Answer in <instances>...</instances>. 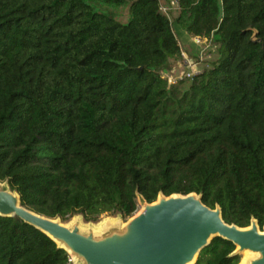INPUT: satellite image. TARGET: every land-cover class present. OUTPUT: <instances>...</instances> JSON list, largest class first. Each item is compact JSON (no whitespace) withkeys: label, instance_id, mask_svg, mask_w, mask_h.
Instances as JSON below:
<instances>
[{"label":"trees","instance_id":"trees-1","mask_svg":"<svg viewBox=\"0 0 264 264\" xmlns=\"http://www.w3.org/2000/svg\"><path fill=\"white\" fill-rule=\"evenodd\" d=\"M176 2L169 20L158 0H0V182L22 206L126 220L138 197L195 194L225 223L263 230L264 0ZM124 5V23L100 8ZM195 37L217 58L169 83L166 65ZM67 258L0 215V264ZM238 263L219 237L194 262Z\"/></svg>","mask_w":264,"mask_h":264},{"label":"water","instance_id":"water-1","mask_svg":"<svg viewBox=\"0 0 264 264\" xmlns=\"http://www.w3.org/2000/svg\"><path fill=\"white\" fill-rule=\"evenodd\" d=\"M251 40L258 41L255 35ZM0 215L17 217L40 230L83 264H191L213 237L231 242L237 253H256L248 264H264V228L260 231L255 221L247 228L227 224L219 208L207 207L195 194L145 203L120 230L100 236L30 211L1 185Z\"/></svg>","mask_w":264,"mask_h":264},{"label":"rangeland","instance_id":"rangeland-1","mask_svg":"<svg viewBox=\"0 0 264 264\" xmlns=\"http://www.w3.org/2000/svg\"><path fill=\"white\" fill-rule=\"evenodd\" d=\"M158 1L161 12L167 15L169 20H172L174 17L177 16L178 5L176 0H158ZM100 8L105 9L111 16H113L120 23H124L127 20L128 7L126 5L121 6L119 8H107V9L104 7H100ZM187 44L189 45L185 47L181 45L183 47L182 49L183 58L179 62H177V67H179L178 70L177 71L172 70L171 67H173L174 63L172 64L169 63L168 65H166L165 68L169 70L167 72L168 75L178 76L181 73L188 71V68L186 66L183 65L180 66L183 60L185 62L187 61L189 63L194 64L200 70L201 68L207 66L217 58L216 45H214L212 42L210 43L208 40H204L200 38L197 40L194 39V41H192V39L190 38ZM0 184L3 187H7V184L5 182L2 183L0 182ZM143 205L144 203L142 202L141 198L138 197L137 198L138 209L132 217H134L135 215H137L139 212L142 211ZM129 219L130 218L123 220L122 218H120V216L115 214H102L96 220L86 221L81 215H75L61 223L68 228L77 226L80 233L87 234L90 232L94 236H100L102 234H106L110 232L111 230H120ZM238 255H239L238 264H248L250 260L257 257L256 253L250 251L247 252L246 256L244 251L238 252ZM73 264H83V263L80 260L75 259ZM191 264L194 263L192 262Z\"/></svg>","mask_w":264,"mask_h":264},{"label":"built area","instance_id":"built-area-1","mask_svg":"<svg viewBox=\"0 0 264 264\" xmlns=\"http://www.w3.org/2000/svg\"><path fill=\"white\" fill-rule=\"evenodd\" d=\"M194 39H200V37H195V38H192V41H194ZM204 40H207L206 38H204ZM184 61V60H183ZM182 61V64H180V66H186L188 68V71L186 72H183L181 73L180 75H168L166 70H164V73H163V76L167 79V81L169 83H175L177 82L178 80H181L183 78H191L193 75L197 74L200 72V70L192 63H189V62H185L183 63ZM138 209V206L136 205V211ZM68 258H67V264H73V262L75 261L74 257L71 256L68 252Z\"/></svg>","mask_w":264,"mask_h":264},{"label":"crops","instance_id":"crops-1","mask_svg":"<svg viewBox=\"0 0 264 264\" xmlns=\"http://www.w3.org/2000/svg\"><path fill=\"white\" fill-rule=\"evenodd\" d=\"M171 64H172V63H171ZM175 64H176V66H175ZM173 67H176V68H173ZM173 67H171L173 71H177L178 68H179V67H177V63H174ZM166 70H168V69H166ZM168 71H169V70H168ZM173 71H172V72H173Z\"/></svg>","mask_w":264,"mask_h":264},{"label":"bare ground","instance_id":"bare-ground-1","mask_svg":"<svg viewBox=\"0 0 264 264\" xmlns=\"http://www.w3.org/2000/svg\"><path fill=\"white\" fill-rule=\"evenodd\" d=\"M247 252H248L247 250H245V251H244V253H245V256L247 255Z\"/></svg>","mask_w":264,"mask_h":264}]
</instances>
